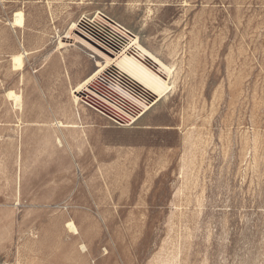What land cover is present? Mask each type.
Masks as SVG:
<instances>
[{
	"label": "rangeland",
	"instance_id": "obj_1",
	"mask_svg": "<svg viewBox=\"0 0 264 264\" xmlns=\"http://www.w3.org/2000/svg\"><path fill=\"white\" fill-rule=\"evenodd\" d=\"M115 22L170 68L131 123L74 92ZM0 264H264V0H0Z\"/></svg>",
	"mask_w": 264,
	"mask_h": 264
},
{
	"label": "bare ground",
	"instance_id": "obj_2",
	"mask_svg": "<svg viewBox=\"0 0 264 264\" xmlns=\"http://www.w3.org/2000/svg\"><path fill=\"white\" fill-rule=\"evenodd\" d=\"M9 25L12 28L23 27V14L21 11L15 14L13 21H9ZM75 27L77 28V22L72 23L71 29H75ZM112 33L116 35L118 34V36H121L124 38L125 36L126 37L129 36L130 37L129 41L127 43L121 44L122 46H120L118 50H113L112 48H109L107 44H105L104 42L99 41L95 39L94 37H92L90 34L86 33V35L90 37V39L94 40L96 44H98L100 47L113 52L115 54V59L107 61L105 65L103 64L98 65L100 69L92 73L91 75H89L79 84L77 83L78 85L77 87L75 86L76 89L74 90V92H81L85 90L86 87L90 83H92L94 80L97 81V79H99V75L103 73L105 70L112 72V74H110L109 76H112L110 78L115 79L116 82L118 83L120 82V84L122 82L123 84L127 86L131 85V87L133 86L134 89L137 88L136 92L138 93V95H136V98H135L136 100L133 99L132 97L128 98L125 95H123L125 92L122 91L124 92L122 94L116 88V87H119L117 83L112 82L111 84L110 82L107 81V83H109L110 85L109 86L108 84H106V86L108 85L107 90L109 92L106 91L108 95L107 97H105L104 100H98L97 104L99 102L102 104L104 103V105L119 112L118 113V115L120 114L119 116L117 114L115 115V114H111L107 112L106 115L110 119L117 121L120 118L122 122L124 121L126 123H129V122L131 123L135 121L139 115H141V112H140L141 109H144V108L147 109L148 107H151L155 102L159 101L162 98V96L167 92V90H169L170 84L168 81H169L170 68L167 66H164L157 57H155L147 49L142 47L140 45L137 35L130 33L125 27H123L119 23L115 22V26H114V29L112 30ZM113 34L112 36L114 37ZM28 53H29L28 51L24 50L22 51V53L12 55V63H11L12 70L16 72L24 70L25 65H24L23 58L25 55H28ZM102 85L104 84H101V86ZM115 91H118V93ZM116 93L119 95H117ZM113 96L115 99L113 98ZM7 97L12 101V106L15 109L21 108V97L18 93H16L13 90H10L7 92ZM96 98L100 99L98 98V96ZM73 101L74 103L78 104V102L81 101V99L78 98L77 95H73ZM117 101L119 103H117ZM120 101H122V104L120 103ZM91 103L94 106V108L100 112H102L101 109H104L100 107L99 105L93 104V102H90V104ZM132 106L134 107L132 108ZM137 107L140 109L138 110ZM125 109L128 110V114L130 115V116L128 115L129 117L126 116ZM121 115L122 116L124 115L127 120H123L120 117ZM53 122H54L53 123L54 126L57 128H63V127L77 128L79 127V125L76 123H65L57 119ZM56 141L59 146H62V140L60 137H57ZM66 227L71 233H74V234L79 233L77 226L71 220L67 221Z\"/></svg>",
	"mask_w": 264,
	"mask_h": 264
},
{
	"label": "built area",
	"instance_id": "obj_3",
	"mask_svg": "<svg viewBox=\"0 0 264 264\" xmlns=\"http://www.w3.org/2000/svg\"><path fill=\"white\" fill-rule=\"evenodd\" d=\"M103 76L108 80V82H110L111 84H112V82H114V83H117V84H119L118 82H116L115 81V79H112V78H110V77H112V76H110L109 77V74L107 73V76L106 75H104L103 74ZM100 79V78H99ZM103 81V80H102ZM112 81V82H111ZM91 84V83H90ZM88 85L87 87H86V89L85 90H83L82 92H83V94H84V96L86 97V98H88V99H92V100H96V101H98V100H104L105 99V97H107V95H108V93L106 92V91H108L107 90V86L106 85H100L99 84V82H97V81H95L94 80V82H93V84H91V85ZM103 84H106L104 81H103ZM109 85V84H108ZM120 85V84H119ZM110 86V85H109ZM122 88H124L125 90H127V91H129L127 88H126V86H124V85H120ZM105 90V91H104ZM93 91V92H92ZM101 91V92H100ZM109 92V91H108ZM95 96H98V98H100V99H97ZM104 104V103H103ZM110 108V107H109ZM117 114V113H116ZM118 115V114H117ZM119 116V115H118ZM121 117V116H120Z\"/></svg>",
	"mask_w": 264,
	"mask_h": 264
}]
</instances>
